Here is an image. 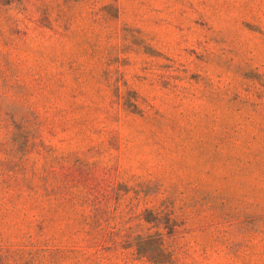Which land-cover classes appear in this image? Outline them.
I'll list each match as a JSON object with an SVG mask.
<instances>
[{
	"label": "rangeland",
	"instance_id": "obj_1",
	"mask_svg": "<svg viewBox=\"0 0 264 264\" xmlns=\"http://www.w3.org/2000/svg\"><path fill=\"white\" fill-rule=\"evenodd\" d=\"M0 264H264V0H0Z\"/></svg>",
	"mask_w": 264,
	"mask_h": 264
},
{
	"label": "trees",
	"instance_id": "obj_2",
	"mask_svg": "<svg viewBox=\"0 0 264 264\" xmlns=\"http://www.w3.org/2000/svg\"><path fill=\"white\" fill-rule=\"evenodd\" d=\"M138 254L154 262H159L160 259L165 257L168 253L164 248L163 239L159 238L153 245H149L148 242L145 241L142 249L138 250Z\"/></svg>",
	"mask_w": 264,
	"mask_h": 264
}]
</instances>
